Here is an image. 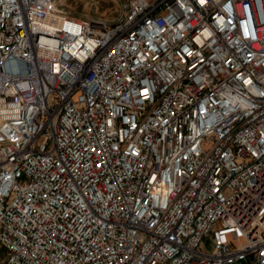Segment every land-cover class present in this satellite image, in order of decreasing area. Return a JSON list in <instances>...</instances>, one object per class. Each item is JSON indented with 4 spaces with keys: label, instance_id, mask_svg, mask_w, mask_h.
I'll use <instances>...</instances> for the list:
<instances>
[{
    "label": "built area",
    "instance_id": "1",
    "mask_svg": "<svg viewBox=\"0 0 264 264\" xmlns=\"http://www.w3.org/2000/svg\"><path fill=\"white\" fill-rule=\"evenodd\" d=\"M59 6L0 0L1 264H264V0Z\"/></svg>",
    "mask_w": 264,
    "mask_h": 264
},
{
    "label": "rangeland",
    "instance_id": "2",
    "mask_svg": "<svg viewBox=\"0 0 264 264\" xmlns=\"http://www.w3.org/2000/svg\"><path fill=\"white\" fill-rule=\"evenodd\" d=\"M127 0H59V8L76 19H93L113 25L124 14Z\"/></svg>",
    "mask_w": 264,
    "mask_h": 264
},
{
    "label": "crops",
    "instance_id": "3",
    "mask_svg": "<svg viewBox=\"0 0 264 264\" xmlns=\"http://www.w3.org/2000/svg\"><path fill=\"white\" fill-rule=\"evenodd\" d=\"M6 257V251L0 246V264L4 261Z\"/></svg>",
    "mask_w": 264,
    "mask_h": 264
},
{
    "label": "bare ground",
    "instance_id": "4",
    "mask_svg": "<svg viewBox=\"0 0 264 264\" xmlns=\"http://www.w3.org/2000/svg\"><path fill=\"white\" fill-rule=\"evenodd\" d=\"M55 17H56V19L58 18L57 20H61V17H62V16L57 15V16H55Z\"/></svg>",
    "mask_w": 264,
    "mask_h": 264
}]
</instances>
